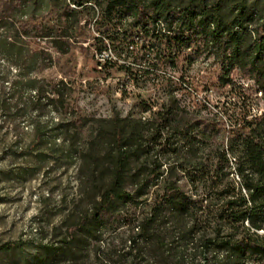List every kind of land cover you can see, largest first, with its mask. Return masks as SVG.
Segmentation results:
<instances>
[{"label":"trees","instance_id":"obj_1","mask_svg":"<svg viewBox=\"0 0 264 264\" xmlns=\"http://www.w3.org/2000/svg\"><path fill=\"white\" fill-rule=\"evenodd\" d=\"M90 22L125 60L169 70L167 102L149 118L113 107L105 117L55 120L72 91L34 75L54 64L39 43L66 55ZM132 31L149 42L118 53ZM0 59L18 65L28 103L49 110L32 150L76 166L94 197L60 241L34 245L45 257L33 264L75 254L78 236L101 241L122 226L134 231L130 247L152 244L172 264H264V111L249 118L253 104L264 107V0H0ZM199 63L216 68L224 97L206 117L190 116L178 97L190 93L182 65ZM22 247L7 242L0 253Z\"/></svg>","mask_w":264,"mask_h":264},{"label":"rangeland","instance_id":"obj_2","mask_svg":"<svg viewBox=\"0 0 264 264\" xmlns=\"http://www.w3.org/2000/svg\"><path fill=\"white\" fill-rule=\"evenodd\" d=\"M95 29L92 22L85 25L78 42L66 55L54 52L47 43H39L47 47L54 64L34 75L51 84L62 80L72 91L67 109H59L56 117L65 113H74L76 119L105 117L113 107L123 116L134 117L160 110L167 102L168 79L163 72L168 74L169 70L158 67L156 71L147 61L135 64L132 58L125 60L121 55H117L119 61L100 69L96 50L102 44L95 38ZM136 42L138 48H134L141 50L149 39L132 31L128 43ZM128 50L131 51L127 45L117 47V52L124 55ZM18 69L14 61L0 59V245L22 241L23 247L0 253V264H33L35 256L45 257V252L34 245L60 241L71 221L84 213L94 199L79 187L76 166L47 159L42 154L44 146L32 150L35 128L50 113L28 103L27 87L19 82ZM215 69L204 63L191 68L182 65L178 75H183L190 93L179 91L178 97L189 103L190 116L214 115L221 105L224 97L216 93ZM129 82L134 86L120 92L119 87ZM144 107L152 110L143 111ZM83 135L88 137L90 130L85 128ZM139 219L136 214L132 221L137 224ZM133 232L122 226L105 231L101 241L78 236L73 243L75 254L59 259L52 256L57 260L53 258L51 264H172L152 244L130 247Z\"/></svg>","mask_w":264,"mask_h":264},{"label":"built area","instance_id":"obj_3","mask_svg":"<svg viewBox=\"0 0 264 264\" xmlns=\"http://www.w3.org/2000/svg\"><path fill=\"white\" fill-rule=\"evenodd\" d=\"M98 36V34H97ZM134 44H131L129 46L130 50L134 49ZM96 59H97V63H98V67L100 69H102L105 65L112 63V62H116L119 61V58L117 56V54L114 51L113 46L107 41H104V45L100 48H98L96 50ZM130 60V59H128ZM125 64H130V61H125ZM186 85V84H185ZM130 86H134V84L132 82L127 83L125 86L121 85L119 87V91H127L129 89ZM258 96H261V93H258ZM264 111V107L262 105V103L259 104H253L250 107V116H254V117H258L261 116L262 113ZM150 113H148V117H150Z\"/></svg>","mask_w":264,"mask_h":264},{"label":"bare ground","instance_id":"obj_4","mask_svg":"<svg viewBox=\"0 0 264 264\" xmlns=\"http://www.w3.org/2000/svg\"><path fill=\"white\" fill-rule=\"evenodd\" d=\"M140 116H141L143 119L149 118V117H148V113H145V114L143 113V114H141ZM253 117H254V116H249V118H253ZM55 120H57V117H56V116H55Z\"/></svg>","mask_w":264,"mask_h":264}]
</instances>
